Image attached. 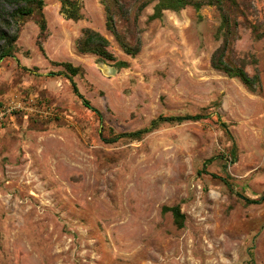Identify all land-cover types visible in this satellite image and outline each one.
I'll list each match as a JSON object with an SVG mask.
<instances>
[{
    "label": "rangeland",
    "instance_id": "rangeland-1",
    "mask_svg": "<svg viewBox=\"0 0 264 264\" xmlns=\"http://www.w3.org/2000/svg\"><path fill=\"white\" fill-rule=\"evenodd\" d=\"M77 1L74 22L60 0H43L42 51L35 13L19 20L15 51L0 60V105L27 88L61 114H18L0 128V264H264V0L228 8L225 60L258 75L255 92L210 65L223 43L216 7L149 21L150 3L131 57L101 1ZM86 28L128 67L79 53ZM60 63L82 69L72 77L82 98ZM197 114L150 130L160 116ZM174 205L181 229L162 213Z\"/></svg>",
    "mask_w": 264,
    "mask_h": 264
},
{
    "label": "trees",
    "instance_id": "trees-1",
    "mask_svg": "<svg viewBox=\"0 0 264 264\" xmlns=\"http://www.w3.org/2000/svg\"><path fill=\"white\" fill-rule=\"evenodd\" d=\"M104 7L106 21L105 25L115 37L116 41L125 54L134 57L141 48L140 30L137 27V21L141 11L150 3L156 1L153 14L148 18L149 21L162 18V12L169 10L179 12L186 7H192L199 10L204 6H214L221 15L220 31L223 29V43L213 52L210 58V65L213 69L223 72L229 78L238 79L248 90L255 92L260 88V81L257 74L249 76L243 63L231 64L225 60L227 53V44L230 33L228 8L237 7V0H100ZM60 13L67 20L77 22L82 19V6L77 0H60ZM11 8L8 9L7 7ZM44 7L43 0H0V60L10 57L15 51V42L18 38L17 23L19 20L39 14L37 25L39 36L37 45L42 51L41 43L47 38L46 21L41 11ZM76 49L81 54L95 55L99 61H112L116 69H124L128 64L124 61H117L113 54L108 50L109 42L100 33L89 28L81 31L80 37L76 40ZM64 67L67 79L71 82L73 92L79 97L72 77L82 74L80 67H74L70 63L56 64ZM87 105V102H84ZM203 118L202 115H186L184 117H162L151 121L150 130H154L163 123H183L186 121L196 122ZM147 129H142L134 133L120 134L113 137L109 142H115L118 139L127 137L138 139ZM210 162V160H208ZM170 212L173 222L178 229L183 228L184 216L180 212V206L163 207L162 213Z\"/></svg>",
    "mask_w": 264,
    "mask_h": 264
},
{
    "label": "built area",
    "instance_id": "built-area-1",
    "mask_svg": "<svg viewBox=\"0 0 264 264\" xmlns=\"http://www.w3.org/2000/svg\"><path fill=\"white\" fill-rule=\"evenodd\" d=\"M20 114L23 117H30L47 121L59 118L61 114L52 107L38 101L37 98H25L18 93L7 97L0 105V128H2L9 119Z\"/></svg>",
    "mask_w": 264,
    "mask_h": 264
},
{
    "label": "crops",
    "instance_id": "crops-1",
    "mask_svg": "<svg viewBox=\"0 0 264 264\" xmlns=\"http://www.w3.org/2000/svg\"><path fill=\"white\" fill-rule=\"evenodd\" d=\"M26 89H24V90H18L16 92H11L7 97H9V96H11L13 94L18 93L19 95H21V96H23L25 98H36V97L32 96L31 94H29V92H27ZM38 101L41 102V103H43V104H45V105H48V102L47 101H44V100H41V99H38ZM23 118L25 120H27V119H35V118H30V117H23ZM13 119H14V117L12 119H9L7 122L12 121Z\"/></svg>",
    "mask_w": 264,
    "mask_h": 264
}]
</instances>
